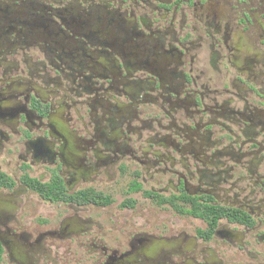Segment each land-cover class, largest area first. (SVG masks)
<instances>
[{
	"label": "flooded vegetation",
	"instance_id": "1",
	"mask_svg": "<svg viewBox=\"0 0 264 264\" xmlns=\"http://www.w3.org/2000/svg\"><path fill=\"white\" fill-rule=\"evenodd\" d=\"M0 176V264H264V0H0Z\"/></svg>",
	"mask_w": 264,
	"mask_h": 264
},
{
	"label": "trees",
	"instance_id": "2",
	"mask_svg": "<svg viewBox=\"0 0 264 264\" xmlns=\"http://www.w3.org/2000/svg\"><path fill=\"white\" fill-rule=\"evenodd\" d=\"M0 179H2L1 176H0ZM3 179H5V177H3ZM35 184L37 185V187L40 186V184L37 182H35Z\"/></svg>",
	"mask_w": 264,
	"mask_h": 264
}]
</instances>
